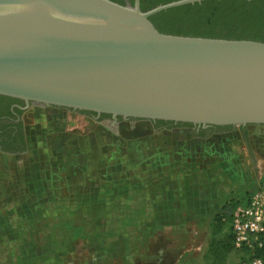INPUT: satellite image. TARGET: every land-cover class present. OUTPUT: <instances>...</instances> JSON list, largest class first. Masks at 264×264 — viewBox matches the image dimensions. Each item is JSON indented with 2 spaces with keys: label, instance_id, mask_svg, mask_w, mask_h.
I'll return each instance as SVG.
<instances>
[{
  "label": "water",
  "instance_id": "obj_1",
  "mask_svg": "<svg viewBox=\"0 0 264 264\" xmlns=\"http://www.w3.org/2000/svg\"><path fill=\"white\" fill-rule=\"evenodd\" d=\"M139 0H0V96L112 117L264 125V43L160 33Z\"/></svg>",
  "mask_w": 264,
  "mask_h": 264
},
{
  "label": "rangeland",
  "instance_id": "obj_2",
  "mask_svg": "<svg viewBox=\"0 0 264 264\" xmlns=\"http://www.w3.org/2000/svg\"><path fill=\"white\" fill-rule=\"evenodd\" d=\"M130 128L133 131L123 132L126 139L122 134L121 142L111 136L106 138L99 169L95 172L81 173V167L71 169L72 196L61 201L63 204L43 202L33 207L32 200L18 199L14 204L19 205V212H6L2 216L6 228L0 233V238L5 239L0 245V255L4 257L5 264H75L78 261L89 264L246 263L245 254L234 249L222 260L209 254L211 242L228 234L227 228L216 235L212 234L213 218L208 223L197 226L187 224L181 229L172 224L163 225V229L149 228L151 225L157 228L161 222L156 212H149L151 209L157 211L156 201L149 206L143 196L148 189L157 193L160 188L154 182L158 176L157 151H154L156 143L159 140L181 143L185 138L183 135L178 138L158 132L144 121H135ZM251 129L248 128L243 135L236 128L235 132L218 140L224 148L236 147L242 151L239 157L243 164L236 174H224L215 169L214 175L223 173L221 178L228 185L221 193L227 195L230 192L234 196L229 204L236 200L244 204L250 188L264 181V128ZM257 146L263 148L256 150ZM46 148L39 149V145L32 140L30 155L24 158V162L30 166L36 164L32 171H35V177L41 178L42 187L47 190L54 186L46 182L52 169ZM148 149L149 153L146 152ZM143 152H146L149 165L155 167L154 172L148 170L147 164L143 165ZM178 157V165L175 168L171 165L166 175L169 179L172 176L177 178L176 191L180 190L181 185L192 187V176H198L204 164L197 161L195 167H190L189 164L194 162L189 157L180 154ZM211 161L215 162V159ZM39 163L43 166H39ZM235 176L239 177V182H236ZM209 177L217 179L212 175ZM23 190L27 191L28 188ZM33 191L36 192L35 189ZM90 191L97 194L96 204L84 207L81 205V192ZM182 192H178V195ZM62 242L66 244L62 245ZM57 258L61 261L57 262Z\"/></svg>",
  "mask_w": 264,
  "mask_h": 264
},
{
  "label": "crops",
  "instance_id": "obj_3",
  "mask_svg": "<svg viewBox=\"0 0 264 264\" xmlns=\"http://www.w3.org/2000/svg\"><path fill=\"white\" fill-rule=\"evenodd\" d=\"M35 129L37 133L33 140L39 145V149H43L45 146L47 152L49 151L47 158H50L51 163H49V166L52 169L49 171V178L46 179V182L54 187L44 189L40 177H31L29 174H24L23 167H20L19 163L15 161L0 165V169L5 173V176L0 179V233L6 228V223L1 220L2 216L6 212H19L17 211L19 205L14 204L18 199L22 201L23 199L32 200L33 207L43 202L62 203L61 201L72 196L69 178L71 166L81 167V173L95 172L96 169H99L104 148L101 139L102 133L100 128L96 127L91 121L83 117H75L69 113L51 116L45 114L39 117V124ZM42 133L44 137H42ZM169 134L172 135V133ZM58 143L60 150L63 152L62 154L68 153V159L62 156L61 161H58L57 154L55 155V148ZM257 148L261 150L263 147L257 146L256 150H258ZM155 150L157 151L158 176L154 182H157L160 188L157 193L151 190L147 193L144 192L146 194L144 198L147 199L149 206L155 204L154 200L156 201L157 211L151 209L149 212H156L158 217L161 218L157 228L153 225L149 227L152 230L163 229V225L167 224H172L175 228L181 229L187 227V224L197 226V224L208 223L225 205L234 200V196L230 192L227 194L229 197L221 193L227 185L221 176L223 173L231 175L237 173L239 166L243 164L240 163L241 157H239L242 153L241 148H224L222 143L213 144V147H211L208 144L201 145V143H192V141L179 143L176 140L170 142L159 140ZM146 152L149 153L150 149ZM146 152H143L142 155L143 165L147 164L148 170L154 172L155 167L149 165V159L145 158ZM231 153L232 156H230ZM179 154L189 157L194 162V164H189L190 167L192 165L195 167L197 161H203L204 164L199 175L192 176L194 180L191 182L192 187L181 185L180 190L176 191L178 189L177 178L172 176V179H169L170 177L167 178L166 175L171 165L174 168L178 165ZM215 154L216 156H214ZM212 158L215 159V162L211 161ZM39 166L43 165L39 163ZM63 167L67 168V172L59 176V169ZM216 168L223 173L219 172L220 175L215 176ZM211 175L217 179H211L209 177ZM236 179V182H239V177H236ZM89 184H91V181H89ZM26 187L28 190L24 191L23 189ZM34 189L36 192L33 191ZM178 192L182 193L178 195ZM96 197L95 191L81 192V205L89 207L96 204L94 203ZM182 217L183 219H181ZM61 240L65 241L64 239ZM3 242H5V239L0 238V245ZM61 244L66 243L62 242ZM56 260L57 262L61 261L59 258ZM0 264H5V259L1 255ZM75 264H89V262L78 261Z\"/></svg>",
  "mask_w": 264,
  "mask_h": 264
},
{
  "label": "flooded vegetation",
  "instance_id": "obj_4",
  "mask_svg": "<svg viewBox=\"0 0 264 264\" xmlns=\"http://www.w3.org/2000/svg\"><path fill=\"white\" fill-rule=\"evenodd\" d=\"M131 1L133 4V0H123V3L124 5L127 3L131 4ZM141 1L148 0H139V6ZM66 113L75 117H83L84 119L91 121L96 127L100 128L103 143L106 138L110 136L117 142H121V135L125 131L131 133L133 129L130 127L135 121H144L154 127L156 131L161 133H172V135L178 138L180 135H183L185 139H182V141H180L181 143H186L187 141L201 143V145L210 143L209 145L211 147H213V144L220 143V141L218 142L220 137L235 132L236 128H239L243 135H245L246 130L248 131V128L252 127L251 130H254V128H264V125H246L244 127L201 126L165 121L139 120L123 118L120 116L112 117L105 114L75 111L61 107L39 106L32 103H26L19 99L0 96V165L15 161L19 163L20 167H23L24 174H29L31 177H35V174H33L35 171L32 172V170H34L32 168L35 167L36 164L30 166V164L24 162V158L30 155L29 146L37 133L35 128L37 127V124H39V117L45 114L46 116H51ZM125 134L126 133L123 134L124 140L126 139ZM41 135L44 137L43 133ZM157 144L158 143H156V145ZM62 153L63 152L60 150V145L58 143V146L55 148V155L57 154L58 161H61L62 156L67 158L68 153L65 155ZM70 168L76 170L75 168L79 167L71 166ZM71 169L70 171H72ZM65 172H67V168L63 167L59 169L58 175L62 176ZM4 176L5 173L0 169V179ZM148 191L149 189L147 192ZM143 196L146 197V194L143 193Z\"/></svg>",
  "mask_w": 264,
  "mask_h": 264
},
{
  "label": "trees",
  "instance_id": "obj_5",
  "mask_svg": "<svg viewBox=\"0 0 264 264\" xmlns=\"http://www.w3.org/2000/svg\"><path fill=\"white\" fill-rule=\"evenodd\" d=\"M111 1L124 5L123 0ZM172 1L177 0L141 1L140 9L145 12ZM150 21L160 33L167 35L264 43V0H209L161 12L152 16ZM239 203L238 200L228 203L214 215L211 221L213 235L227 228L231 213ZM261 240L263 246L253 252V259H260L264 264V235ZM232 250L228 230L222 239L211 242L209 254L222 260Z\"/></svg>",
  "mask_w": 264,
  "mask_h": 264
},
{
  "label": "built area",
  "instance_id": "obj_6",
  "mask_svg": "<svg viewBox=\"0 0 264 264\" xmlns=\"http://www.w3.org/2000/svg\"><path fill=\"white\" fill-rule=\"evenodd\" d=\"M227 228L234 251L246 256L244 264H262L253 259V252L261 249L264 235V181L252 186L244 204H238L231 213Z\"/></svg>",
  "mask_w": 264,
  "mask_h": 264
}]
</instances>
